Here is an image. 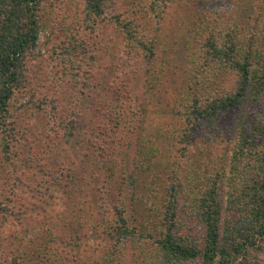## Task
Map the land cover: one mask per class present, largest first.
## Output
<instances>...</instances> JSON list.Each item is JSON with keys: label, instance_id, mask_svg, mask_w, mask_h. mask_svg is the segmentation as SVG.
I'll list each match as a JSON object with an SVG mask.
<instances>
[{"label": "trees", "instance_id": "1", "mask_svg": "<svg viewBox=\"0 0 264 264\" xmlns=\"http://www.w3.org/2000/svg\"><path fill=\"white\" fill-rule=\"evenodd\" d=\"M125 1L0 0V166L17 165L23 133L15 104L52 119L55 136L69 143L86 114L81 108L99 94L88 119L98 130L97 146L87 147L95 175L110 172L119 148L130 149L135 138L133 156L121 154L116 197L101 202L93 226L78 216L82 231L68 235L66 249L54 245L55 230L35 256L0 264H84L88 226L105 243L92 264H264V0L247 7L242 0H195L190 34L167 41L174 0ZM61 10L66 20L57 26ZM55 26L60 37L41 43ZM103 26L122 36L124 58L116 72L95 79L93 39ZM169 43L189 53L179 64L185 76L175 94L177 121L156 144L141 132L145 102L172 61L163 55ZM65 171L56 182L72 178V167ZM6 202L0 200L1 221L13 216Z\"/></svg>", "mask_w": 264, "mask_h": 264}, {"label": "rangeland", "instance_id": "2", "mask_svg": "<svg viewBox=\"0 0 264 264\" xmlns=\"http://www.w3.org/2000/svg\"><path fill=\"white\" fill-rule=\"evenodd\" d=\"M194 1H173L164 22L163 39L167 41L172 40L173 35L181 36L182 33H186L185 35L188 36L190 34L186 28L192 26L193 29L192 19L195 14L198 15L200 8V4L197 7ZM125 2L130 3V0ZM249 4L251 0L241 1L242 7H247ZM64 20H66L65 12L61 10L56 20L57 26L63 25ZM240 21L245 24L244 17L240 18ZM57 26L48 27L45 33L40 35V42L45 43V40L49 38L57 40L60 37ZM93 40L95 41L94 50L96 49L99 57L94 66L97 73L95 79H99L103 75H111L117 71L120 67L119 58L121 56L124 58V48L122 36L112 26H103ZM170 44H167L169 49L163 55L172 57V65L170 64L164 78L152 90L149 99L145 102V122L141 133L147 136L150 142L156 144L161 143L168 127L177 121L173 112L175 94L185 76L179 64L189 53L183 46L175 52ZM179 45L185 46L181 41ZM192 47H195L194 43ZM111 61L114 64H111ZM115 65L119 67L115 69ZM68 98H72V95ZM100 101L99 94H96V98L87 99L84 105L86 109L81 108L86 114L79 123L77 135L69 143H64L61 136H55L52 130L56 127L51 125L52 119L28 109L16 108V104L12 107L23 137L17 141L18 154L15 157L17 165L11 168L8 165L0 166V189L2 190L0 200L4 203L9 201L8 207L13 208V216L6 221L0 220L1 262H7L13 256L24 253L35 256L36 249L42 247L44 241L49 235H53L52 232L55 230L54 245L60 250L65 248L63 243L68 235L82 231L79 228L81 225L78 223V216H85L87 221L90 220L89 225L93 226L100 217L98 211L99 205H102L101 202L105 204L115 199L124 163L121 161V154L127 153L129 158L133 156L135 138L130 149L119 148L122 153L118 156L115 167L110 172L107 170L106 175L97 173L98 177H96L87 147L93 146V143L97 146L95 133L98 130L91 128L88 119L93 117ZM94 118L98 119L97 116ZM49 132L50 135H47ZM125 164L128 169L131 168L130 160H127ZM66 167H72V180L61 177V180L56 182L55 177H58L62 170L65 173ZM153 171L155 172V167ZM154 172L147 177L144 176L145 183L151 182ZM38 183L49 185L50 191L44 192L39 188ZM35 185L38 187L36 190ZM91 226H88V230L84 233L85 237H81L80 249L83 251L84 264H92L97 255L102 256L104 247L101 246L105 245L100 242L99 236Z\"/></svg>", "mask_w": 264, "mask_h": 264}]
</instances>
